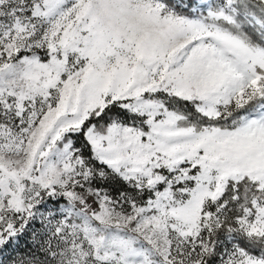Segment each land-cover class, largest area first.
<instances>
[{
    "label": "snow or ice",
    "instance_id": "obj_1",
    "mask_svg": "<svg viewBox=\"0 0 264 264\" xmlns=\"http://www.w3.org/2000/svg\"><path fill=\"white\" fill-rule=\"evenodd\" d=\"M0 264H264V0H0Z\"/></svg>",
    "mask_w": 264,
    "mask_h": 264
}]
</instances>
